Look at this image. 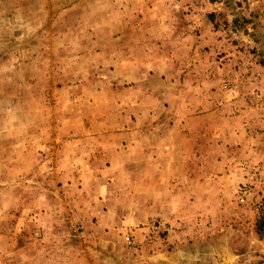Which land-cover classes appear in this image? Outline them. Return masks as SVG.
Segmentation results:
<instances>
[{
	"label": "rangeland",
	"instance_id": "1",
	"mask_svg": "<svg viewBox=\"0 0 264 264\" xmlns=\"http://www.w3.org/2000/svg\"><path fill=\"white\" fill-rule=\"evenodd\" d=\"M186 2L0 0V264H86L102 254L88 244L103 250L102 238L173 264H264V0H200L220 33L205 47L220 46L222 69L201 137L207 197L174 216V242L160 216L131 229L118 216H96L106 205L133 215L116 183L121 169L101 157L136 98L121 66L164 42L151 46L120 21L184 17L182 6L199 0ZM109 192L112 202L103 199Z\"/></svg>",
	"mask_w": 264,
	"mask_h": 264
},
{
	"label": "crops",
	"instance_id": "2",
	"mask_svg": "<svg viewBox=\"0 0 264 264\" xmlns=\"http://www.w3.org/2000/svg\"><path fill=\"white\" fill-rule=\"evenodd\" d=\"M181 1L187 4L186 0ZM201 3L199 0L183 5L182 8L190 12L184 17H177L168 11L166 16L156 13L132 18L125 14L120 21L126 30L130 28L129 32L134 37H138L141 31L139 37L148 39L151 46L164 42L162 49L158 47L156 53L146 51L133 63L130 62L132 60L128 63L124 61L127 64L120 68L125 78L132 77L130 82L133 83L136 98L129 99L127 103L122 117L126 123L123 130L117 133L118 142L106 145L101 158L106 164L110 162L113 168L121 169L123 179L118 178L116 183L124 185V198L132 200L130 208L133 215L128 214L129 211L128 216L116 210L113 212L106 205L96 215L98 221L118 216L123 224L121 228L131 229L160 216L169 220V238L170 242H174V216L184 211L191 199L205 200L207 197L205 177L201 179L200 170L208 167V156L201 145V137L206 131V120L212 114L205 112L206 106L216 98V91L211 88L220 84L222 67L216 63L220 46L205 47L220 33L206 17L203 12L205 5ZM132 24L136 26H129ZM166 44H173L175 48L166 50ZM137 90L142 94L138 96ZM217 130L220 129H215V133H218ZM216 161L218 166L222 164ZM192 168L199 169L193 176ZM219 179L222 180L223 176ZM243 181L244 176L235 180L236 185ZM220 189L215 196L221 200L224 192L221 196ZM116 197H111L109 192L108 197L105 195L103 199L112 202ZM136 238L141 241L143 236ZM102 240L103 250L88 244L102 254L95 253L86 259V264H173V257L164 259L160 254L146 256L142 248L125 244L119 246L112 239ZM57 264L67 262L59 261Z\"/></svg>",
	"mask_w": 264,
	"mask_h": 264
},
{
	"label": "built area",
	"instance_id": "3",
	"mask_svg": "<svg viewBox=\"0 0 264 264\" xmlns=\"http://www.w3.org/2000/svg\"><path fill=\"white\" fill-rule=\"evenodd\" d=\"M241 200L243 201L244 200V197H241ZM126 240H127V243L129 244V245H132V244H134V241H133V239H132V235H127L126 236Z\"/></svg>",
	"mask_w": 264,
	"mask_h": 264
}]
</instances>
